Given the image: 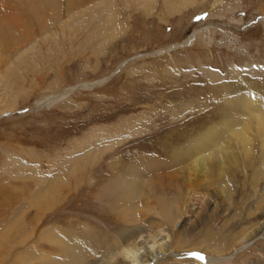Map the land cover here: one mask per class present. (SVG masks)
I'll use <instances>...</instances> for the list:
<instances>
[{
	"label": "rangeland",
	"instance_id": "374dc122",
	"mask_svg": "<svg viewBox=\"0 0 264 264\" xmlns=\"http://www.w3.org/2000/svg\"><path fill=\"white\" fill-rule=\"evenodd\" d=\"M69 1L60 0L52 20V8L40 1L0 0V19L10 22L12 30L0 29L2 263L18 248L17 233L26 222L20 219L21 208L28 209L25 217L30 219L46 203L30 199L38 185L49 183L46 179L41 185L38 176L62 169L80 145L115 132L127 121L135 123L123 135L145 130L104 155L125 154L130 159L151 154L162 164L161 170L149 171L143 195L135 198L141 221L140 213L149 207L152 216L162 209V220L168 221L165 215L197 183L192 193H208L213 208L186 224L177 242L233 257V244L243 229L264 215V151L258 140L243 145L245 151L222 141L228 145L220 155L223 168L203 154L197 174L191 158L199 152L187 150L207 126L219 125L231 114L225 110L228 100L233 103L239 96L236 86L242 93L249 89L264 93V0H73L72 15L67 13ZM202 29L193 44L180 45ZM66 92L57 103L40 106L47 97ZM232 157L237 161L228 160ZM107 166L106 161L95 164L98 174L108 177ZM149 184L158 185L157 193L148 190ZM87 186L65 188L64 199L36 215L35 229L42 222L35 234L51 225L65 235L84 234L90 228L112 241L121 237L118 232L133 228L131 221L117 222L111 212L100 210L103 206L96 208L94 198L84 199ZM6 193L14 198L8 205L3 200ZM174 214L178 216V211ZM40 242L34 241L54 257L62 255ZM247 244L236 259L241 264H264V231ZM204 251L194 254L202 258ZM178 253L179 257L167 253L153 264H195L192 253L185 249Z\"/></svg>",
	"mask_w": 264,
	"mask_h": 264
},
{
	"label": "bare ground",
	"instance_id": "6f19581e",
	"mask_svg": "<svg viewBox=\"0 0 264 264\" xmlns=\"http://www.w3.org/2000/svg\"><path fill=\"white\" fill-rule=\"evenodd\" d=\"M37 1H40L46 8H52V20L57 18L56 13L59 8L60 0ZM71 1H69L67 7L68 14L73 11V2ZM73 13L74 12H72L71 15ZM8 23L10 22L0 19V29L4 28L5 32L10 33L12 30L9 29ZM45 31L49 32L51 29L46 28ZM202 31H204V29L192 33L182 41L183 44L180 45L185 46L193 44L196 37H198V34ZM209 75H211V73ZM213 75L214 74L212 73L211 76ZM218 77L219 76H217V78ZM106 80H108V76L104 77L101 81L94 82L92 85H97L98 82ZM251 87V85H248L247 88ZM72 89L73 88L70 90ZM235 90L236 91L234 92L239 94V96L233 103H231V100L229 99L228 102H230V104L227 106V110H225L226 113L231 114H229L219 125L207 126V129L202 131L200 136L197 137V141H194L193 145H190L187 150L188 152H199L195 155L194 159L191 158L193 161L191 160L192 164L190 163L194 166V171H198L197 174L200 171V161H198V158L201 156L202 159L204 158L202 157L204 155L207 156L208 159L211 157L212 160L216 159L218 168L222 169L223 159L220 155L222 150L225 151L228 148V145L225 144H229L230 142L236 143L239 145V148H242V150L245 151L248 148L243 147V145L247 146L250 142L258 140L264 151V93L261 94L254 92L252 89H249V92L242 93L240 86H236ZM66 95L67 92L60 95L49 96L45 100L40 101V106L45 107L53 105L65 98ZM224 108L226 109V107ZM233 112H240L241 114L235 115L232 114ZM134 123V121H127L124 126H120L115 132L106 133L102 136L98 135L93 142L80 145V151H76L75 155L71 158L69 156V159L64 161L62 169L54 171L52 174L48 173L47 175L38 176L37 179H39L38 182L41 185L46 179H49V183L44 186L38 185L37 190L35 192L33 191L34 193L32 192V195L30 196V199L33 200V202L36 200L42 204H44L43 201L46 202L44 205H40L37 209V214L40 215L45 207H52L58 201L64 199L63 195L65 188L69 191L80 190L82 187H86L87 185L85 184L88 183L87 187H89L90 190L84 194V199L86 198L89 201L91 198H94L95 201L98 202L97 204L92 202L96 208L99 209L103 206L100 210L103 211L105 208V210L111 212V215H113L112 218H115L116 221H131L135 224L133 228L128 232H118L121 237L112 241H106L104 236H100L97 232L94 233L90 228H87V232L84 234L79 235L71 233L70 235H65L55 232L58 230H54V228H52L54 225H51L35 234V230L38 228V225L42 220L40 219V222L35 229L34 222L35 220H38L37 218H39V216H36L37 214L34 213L36 214L35 216L27 219L25 213L28 209L21 208V214L18 211L20 219H25L26 222L20 225V229L17 233L18 248L15 251L8 252L9 254L4 256L3 263V252L1 251V264H153L156 260H159L167 253L179 257L178 251L183 249H185V253L190 252V254L192 253V256L195 255L197 257L196 259L199 261L192 259L195 264H241L238 260L239 258L236 259V254H238V250L242 247L246 248L248 246L247 242L250 237L256 236L264 231V215L253 223L252 226L243 229V232L241 233L242 237L236 240L233 244V257H223L222 255H224V253H220L218 250H213L206 246L200 247L193 246L192 244L190 245L191 247H183L181 241L177 242V237H180L186 224L189 222H197V220L203 217L209 209L213 208L212 205L214 204L208 196V193L206 194L202 191H195L192 193L197 183H193V186L191 185L192 189L190 190L189 196L185 197L183 201L177 202V207L173 208L172 213H167L165 215H169L168 221L162 220V209H160L155 216L150 215L151 207L140 213L144 217V221H141L142 216H139V213L136 211L139 209L140 204L135 201V198L143 195L142 193L146 188L145 180L151 175L149 171L157 172L162 169V166H160L161 163L158 164L161 160H156L157 157L151 158V154L149 155L150 157L140 155V157H132L130 159H128L127 156H124L125 154L115 156L112 153L109 158L104 155L105 151L114 149L117 144L123 142L129 136H135L145 130V128H142L141 130L138 128L139 130L134 134L123 135L125 129L133 128ZM253 130L255 132H253ZM250 132L255 133V135L251 136ZM226 140L227 142H224L225 144H223L222 141ZM160 143L161 148L166 151V148L162 146V141H160ZM229 152H231V150H229ZM177 153H183V151H177ZM228 160L233 162L237 161L235 157L229 158ZM105 161L108 164V177L106 175L102 176L98 174L99 172L95 168L97 162L102 163ZM42 177L46 178L44 179ZM149 183L151 184L152 181ZM92 184H95V186L91 187ZM150 184L148 190L157 193L156 191L158 189H155L154 187L159 188L158 185L151 186L152 184ZM10 196L6 193L5 198L3 199L6 201L5 203L7 205L14 201V198ZM27 201L30 202L29 198H27ZM147 206L151 205L148 204ZM176 210L178 211V216L174 214V211ZM131 212L133 213V216L128 219L127 217ZM145 218L147 219L145 220ZM173 225L177 230L180 229V231H172L176 229L174 227V229H172ZM8 241L9 240H6V242ZM34 241H37L38 243L43 241L45 247L59 251L62 255L54 257L38 247ZM28 247L29 250H27ZM97 249L101 250L97 251ZM196 250L197 252L198 250H205L204 252H206V254H203V257L200 258L198 257L201 256L199 253L194 254ZM141 254H143L144 257H141ZM216 255H219L220 257H217ZM246 264L249 263L247 262Z\"/></svg>",
	"mask_w": 264,
	"mask_h": 264
},
{
	"label": "water",
	"instance_id": "95a60500",
	"mask_svg": "<svg viewBox=\"0 0 264 264\" xmlns=\"http://www.w3.org/2000/svg\"><path fill=\"white\" fill-rule=\"evenodd\" d=\"M10 113H6L5 115H9ZM2 115H0V117H1Z\"/></svg>",
	"mask_w": 264,
	"mask_h": 264
}]
</instances>
